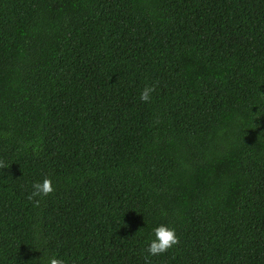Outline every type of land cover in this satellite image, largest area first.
Returning <instances> with one entry per match:
<instances>
[{"label":"trees","instance_id":"1","mask_svg":"<svg viewBox=\"0 0 264 264\" xmlns=\"http://www.w3.org/2000/svg\"><path fill=\"white\" fill-rule=\"evenodd\" d=\"M0 264H264V0H0Z\"/></svg>","mask_w":264,"mask_h":264}]
</instances>
